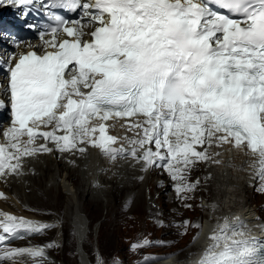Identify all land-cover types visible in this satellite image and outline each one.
Returning a JSON list of instances; mask_svg holds the SVG:
<instances>
[{"label":"snow or ice","instance_id":"6c2138e0","mask_svg":"<svg viewBox=\"0 0 264 264\" xmlns=\"http://www.w3.org/2000/svg\"><path fill=\"white\" fill-rule=\"evenodd\" d=\"M6 2L38 4L53 23L40 32L43 53L33 49L5 69L11 114L0 143L5 182L25 175L29 158L83 155L91 147L111 161L131 159L143 170L167 172L177 199L190 209L186 201L199 185L189 182L193 168L219 163L209 150L231 145L246 147L256 158L254 178L264 192V0H0V5ZM7 105L0 101V108ZM117 123L132 135H109ZM51 227L0 211V264H27L25 257L47 264L51 243L8 245ZM176 227L186 234L199 225L185 220ZM244 227L225 218L196 264H264V242L244 238ZM150 246L144 240L132 249Z\"/></svg>","mask_w":264,"mask_h":264},{"label":"rangeland","instance_id":"374dc122","mask_svg":"<svg viewBox=\"0 0 264 264\" xmlns=\"http://www.w3.org/2000/svg\"><path fill=\"white\" fill-rule=\"evenodd\" d=\"M32 165L34 170L41 174L37 166L34 165L33 159ZM132 168L134 171H132V174L130 173L128 175L130 178L137 177L136 180H139V185L133 187V181L129 177L122 179L128 189L123 195H119L118 199L112 202L111 205L107 206L102 197L103 192L108 191L111 185L101 181L93 183L95 194L101 195L103 202V204L98 207V210L95 206H91L88 203L82 205L83 202H77L86 222L85 237L81 245L85 261L89 260L93 264H139L145 260L146 257L148 259H155L153 261H156L158 256H175L183 259L190 256L196 248L194 245V238L198 228L191 227L186 234H182L184 231L177 232L174 225L171 224L173 220H182V222L188 220L191 224H198L200 226L204 222H209L215 212H217L216 216H220L222 211L229 213L232 210L244 208V211L250 215L257 206L259 212L262 215L264 214V197L257 195L255 189H251L250 186L247 188L248 193H242L236 196L228 194L224 203L221 205L222 210L217 209L210 203H204L203 197H211L213 199L216 197L217 189L213 188L216 187L218 174L215 169H212L210 172L208 170L202 171L201 168L198 171L203 180L209 178L207 175L211 174L209 180L212 182L213 186L209 191V183L207 182V184H204L203 182L204 186L200 189L197 188L198 191L192 196L193 199L186 201L192 205V208L189 209L185 208L179 200H173L169 193L165 191L161 185H158L159 178L157 176L151 175L148 172H141L140 167ZM35 171H32L31 176L36 175ZM59 171V176L57 177L58 182H60L59 180L65 174L64 169H60ZM107 176H110L109 179L117 178V176L111 172H109ZM37 182L43 187L40 188ZM156 183L160 190L155 189ZM152 185V190L155 192L150 193L149 187ZM9 186L8 189L10 190ZM25 187L29 188L24 189L22 193L27 198L25 199L22 197L20 201H17L16 205H22L21 207H25L29 209V211L30 209H36L43 213L56 214L60 217H52L49 218V220L55 218L60 219L58 224H61L62 221L63 226L53 230L49 236L39 240H36L38 238H34L33 235L26 234L24 239L17 238L13 240L8 247L20 248L21 245L30 243L43 244L52 241L57 248H54L50 253L55 254L56 257L52 255H50V257H52L55 262L59 261L61 264H81L77 252L79 251L80 245L74 237V231L71 230L73 229L72 212L74 206L69 204L70 201H68L67 195H64L61 188L56 189L54 187L48 190V194H45L44 189L47 188V185L46 183L44 184L42 179L36 181L32 187L25 183ZM235 188L239 187L237 185L227 186V189L230 191ZM158 191H161L160 195ZM57 192H60L61 196L56 195ZM140 196L141 198H139ZM9 200H11V197L8 194L7 199L3 201H7L5 204L12 207V200ZM125 200L128 201L125 202ZM171 206L174 207L172 208ZM208 206L209 208H207ZM180 211L183 212L181 213ZM61 214H64V216L61 217ZM161 220L164 221L166 226L163 227L160 224ZM171 237L176 238L177 241H175V239L171 240ZM164 238H168L171 241L158 243V241ZM144 240L152 242V246L137 250L132 249V245ZM21 259L26 261L27 264H31L29 258L25 257ZM8 264H10V262H8ZM47 264L49 263L47 262Z\"/></svg>","mask_w":264,"mask_h":264},{"label":"bare ground","instance_id":"6f19581e","mask_svg":"<svg viewBox=\"0 0 264 264\" xmlns=\"http://www.w3.org/2000/svg\"><path fill=\"white\" fill-rule=\"evenodd\" d=\"M224 157L225 158L221 166H218L217 168L210 167L207 169L210 172L212 169H215L216 173L218 174L217 177L218 185L216 184V187L213 188V189H217L216 197H214L215 199L208 197L207 199L209 202H206V203H210L217 209H221V205L222 203H224L226 196L228 194L236 196L242 193H248L247 188H249L250 184L251 185L254 184L251 178V174L248 172L249 168L247 167L248 164L246 160L247 156L243 154L241 155V153H230V154H225ZM33 162L34 165L37 166L41 174L35 171L36 173L35 176L30 175V172L34 171V168L32 165V159L28 160L24 167L25 175H23L19 179L9 180L7 185L3 184L4 189L10 195L11 200L13 202L11 200L9 201H11V203L13 204L12 207H9L8 205L5 204L7 201L4 202L3 200H0V211L10 213L16 216L18 214L17 213L18 211H22V208L23 210L27 209L25 207H21L22 205L19 206L16 205L17 201H20L22 197H24L25 199L27 198L22 193L24 189L29 188V187H25V183L29 184L30 187H32L34 186L36 181L42 179L44 184L46 183L47 185V188L44 189L45 194H48V190L51 189L52 187L56 189L61 188L62 192H64V195H67L68 201H70L69 204L74 206L72 212L73 229L71 230L74 231V237L76 238L80 246L82 245V241L85 237L84 225L86 222L83 218L82 212L79 209V204L77 202L78 201L83 202L82 205L88 203L91 206H95L96 209L98 210V207L103 204L102 202V197H103L105 200V204L107 206L111 205L112 202L118 199L119 195H123L125 191L128 189V187L124 184L122 179L129 177L128 174L130 173L132 174V171H134L132 167H139V166H132L130 164L110 163L107 162L106 160L100 159V157L96 156L93 152H90L87 156L79 159L75 158L70 160V158L69 159L66 158L65 162L61 160L57 161L56 158L52 156H39L33 159ZM60 169H64L65 174L59 180L60 182H58L57 177L59 176ZM109 172L114 173L117 176V178L109 179L110 176H107ZM136 178L135 177L130 178L133 181V187H137L139 185L138 182L139 180L137 181ZM96 181L97 182L101 181L103 183H108L111 185V188L108 191L103 192L102 197L99 194L96 195L95 191L93 190V186H94L93 183ZM207 182L209 183L208 190L210 191L213 184L210 180H205L204 184L205 183L207 184ZM37 184L40 185L39 182H37ZM232 185H237L239 188H235L232 191L227 189V186H232ZM8 186L10 187V190L8 189ZM39 187L42 188L43 186L40 185ZM149 189H150L149 190L150 193L155 192L152 190L153 185L150 186ZM155 189L160 190L157 186V183L155 184ZM163 189L165 191L167 190L166 188ZM158 193L160 195L161 191H158ZM56 195L61 196V193L57 192ZM139 198H141V196ZM180 212L182 213L183 211ZM19 215L20 214H18L17 216L20 217ZM216 215L217 212L213 214L212 216L213 220L216 219ZM63 216L64 214H61V217ZM223 216L224 218H227V222L229 225H236L238 223L241 224L242 221L244 222L245 227L242 229L246 233V236L244 238L257 236L264 232V225L263 226L256 225V223H254V218L248 215L247 212L244 211V208L240 210H232L230 211V214L223 211ZM37 218L42 220H47L46 218L43 217L40 218L37 217ZM206 235H207L206 233L203 235L202 240L206 238ZM170 239L171 240L175 239V241H177L176 238L174 237H171ZM170 239L164 238L161 241H158V243H166L168 241H171ZM198 251L199 254L196 255L191 254L190 256L182 259V261H178L177 257L172 256V257H168L167 259H163V261L160 262L159 264H196V262L200 257V254L202 253L200 249H198ZM49 255L50 252L48 251L47 256L49 257Z\"/></svg>","mask_w":264,"mask_h":264}]
</instances>
